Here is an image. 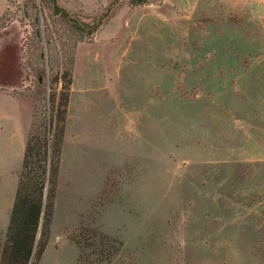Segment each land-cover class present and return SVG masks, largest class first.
Returning <instances> with one entry per match:
<instances>
[{"label": "rangeland", "instance_id": "rangeland-1", "mask_svg": "<svg viewBox=\"0 0 264 264\" xmlns=\"http://www.w3.org/2000/svg\"><path fill=\"white\" fill-rule=\"evenodd\" d=\"M56 1L0 0L6 194L76 64L37 264H264V0H119L91 35L111 0Z\"/></svg>", "mask_w": 264, "mask_h": 264}, {"label": "trees", "instance_id": "trees-1", "mask_svg": "<svg viewBox=\"0 0 264 264\" xmlns=\"http://www.w3.org/2000/svg\"><path fill=\"white\" fill-rule=\"evenodd\" d=\"M118 1L111 0L100 15L92 22H85L78 29L85 32V35H91L111 15ZM128 1L132 4H143L148 0ZM52 3L54 13L71 19L67 10L56 0H52ZM74 24L76 25L75 21ZM60 77L63 84L60 100L54 105L56 119H53L52 114L43 120L34 118L25 139L14 200L0 253V264H37L47 242V226L53 205L72 81L68 72L63 71ZM54 121L57 132L51 135ZM110 254L109 252L106 259Z\"/></svg>", "mask_w": 264, "mask_h": 264}, {"label": "crops", "instance_id": "crops-1", "mask_svg": "<svg viewBox=\"0 0 264 264\" xmlns=\"http://www.w3.org/2000/svg\"><path fill=\"white\" fill-rule=\"evenodd\" d=\"M75 85H76V64H75L74 71H73V80H72V83H71V91H70L69 104H68V112H69L70 102L72 100V97H73L74 94H76ZM14 195H15V189L9 190V193L6 194V191H5L4 187L0 186V216L2 217V219H3L2 222L5 225L4 226L5 232H6V228H7V224H8V220H9L10 210H11L12 203H13V200H14ZM3 200H5L4 203H2Z\"/></svg>", "mask_w": 264, "mask_h": 264}]
</instances>
